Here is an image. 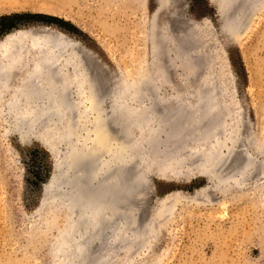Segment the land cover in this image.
<instances>
[{"label": "rangeland", "instance_id": "374dc122", "mask_svg": "<svg viewBox=\"0 0 264 264\" xmlns=\"http://www.w3.org/2000/svg\"><path fill=\"white\" fill-rule=\"evenodd\" d=\"M238 3L241 5L240 2L232 4L239 6ZM232 4L231 0H0V16L31 14L17 20V26L9 31H0V69L9 72L12 80L5 83L0 78V264H264V179L257 168L263 163V156L254 157L255 168L246 183L233 181L219 187L208 199L203 194L197 195L199 189L208 184L207 178L200 174L204 171L199 150L203 141L199 146L198 142H192L185 147L179 143L181 141H171L170 148L173 144L172 148L178 150L172 153L166 149V144L159 151L163 155L170 154L169 163L158 161V148L150 144L149 156L155 154L152 161L142 156L140 163L135 160L131 165L141 166L150 185L143 204L148 214L147 217L144 214L142 223L143 227H148L144 229L150 232L147 234L150 238L144 235L145 230L143 236L147 238L139 243L126 240L123 245L112 247L111 254L105 255L107 250L103 247L101 254L95 251L87 258L72 256L79 247L78 232L74 228L80 227L82 222L75 220L69 226L67 203L45 198L46 186L55 173L58 157L66 153V144L58 143L54 151H50L40 132H23L18 128V116L24 115L23 112L26 116L32 115V107L21 108L17 104L16 89L24 70L31 66L30 72L37 71V67H33L34 54L38 53L37 47L45 45L30 30H52L96 61L95 67L99 66V74L106 78L108 87L104 101H112L111 104L119 95L115 90L124 91L127 87L131 90L145 74L142 83L149 85L146 87L155 95L154 99L159 100V96L165 99L159 100L160 103L155 100L156 106L175 109L196 100L192 86L200 84L210 75L211 67L215 68L220 89L222 85L221 90L227 94L232 88L233 100L237 99L245 112V128L242 129L248 139H244L246 143L242 147L250 149L252 146L254 151L263 149L264 0L249 10L244 4L237 8L243 17L239 29L235 28V21L229 25L221 16V9L230 5L227 18L230 17L235 11L232 9H236ZM29 7L46 10H28ZM178 26L183 30L177 31ZM195 31H200L202 36ZM199 37L206 42L200 39L201 42ZM201 43L210 50L203 49ZM201 49L206 55L200 56ZM17 50L19 56L15 55ZM188 55L193 59L192 66L186 62ZM57 61L66 74L73 69L65 57ZM163 70H167L166 74ZM66 84H70L71 97L79 101L83 90H76V79L70 76ZM54 87L51 83L50 88ZM81 102L85 108L87 102L84 99ZM222 111L225 113L224 108ZM122 114L115 113L119 115L115 118L117 121L121 117L119 124L125 121L121 124L125 134L139 138L140 132L148 130L142 124L131 123L133 117L139 118V113L129 119L127 114ZM84 118L89 127L94 114H86ZM216 118L208 115L203 124ZM181 120L185 125L183 113L177 115L174 125L180 128L178 121ZM78 133L84 141L87 136L88 140L93 137L90 129ZM103 139L104 136L99 140L103 142ZM128 176L131 177V173Z\"/></svg>", "mask_w": 264, "mask_h": 264}, {"label": "bare ground", "instance_id": "6f19581e", "mask_svg": "<svg viewBox=\"0 0 264 264\" xmlns=\"http://www.w3.org/2000/svg\"><path fill=\"white\" fill-rule=\"evenodd\" d=\"M262 1L235 0V2H232L231 0V4L240 2L241 5L238 3L239 6L244 4L245 9L249 10V8L258 6ZM232 5L236 9H232L235 11L231 15L229 14L230 17L227 18L230 5L227 8L225 6L221 9V16H223L224 23L228 22L229 25L235 21V28L239 29L242 27L243 17L240 13L241 11L239 10L238 12L237 8L239 6L237 4ZM242 12L244 11L242 10ZM176 30L182 31L183 28L178 26ZM38 32L42 31H36V29L30 30L31 34L33 33L34 36L37 35L42 39V44L45 42L43 47H37L38 53L34 54L33 67L36 66L37 71L30 72L31 66L26 69L28 74L24 70L20 84L16 89V94L19 93V96L16 95L17 104L21 108L24 105H30L32 107V115L26 116L24 112V115L20 114L18 116V128L23 132L25 130L30 133L40 132L45 144H49L50 151L58 143L66 144V153L62 158L61 156L58 157L55 173L46 186L48 193L45 198L67 203L70 212L68 216L69 226L73 225L75 220H78L79 223L82 222L80 227L74 228V231L78 232L76 236L78 237L77 244H79V247L78 251H74L77 253L73 252L72 256L89 258L90 255H94L95 251L97 254H101L100 252L103 247L107 250V252L105 251V255L111 254L113 251L112 247L123 245L126 240L132 244L139 243L146 236H149L147 234L150 232L148 233L146 230L148 227H143L142 223L143 217L145 215L147 217L148 214L147 206L143 204L146 202L147 195L149 194L150 185L147 176L143 174L141 166L137 165L138 167H136L134 164L131 167V165L132 161L136 160L140 163V160H143V158L152 161L155 154L149 156L151 154V152H148L150 144L156 145L158 148V161L169 163L170 154L167 152V155H163L159 151L166 144V149L172 153L178 150L172 148L173 144L170 148L171 141L172 143L173 141H176V143L181 141L179 143H183V147L192 142H198L197 145L199 146L203 141L204 144L199 147V150L202 151L201 161H199L204 171L201 170L200 174L207 178L208 184L199 189L197 195L203 194L208 199L213 196L214 191L216 192L219 187L228 186L233 181L235 183V181L240 180V182L244 181L246 183L249 177L252 176L250 174L255 168L253 164L254 157L256 155L264 157V148L258 151H254V148H251L252 146L249 147L250 149L243 148L244 142L246 143L244 139L247 138L242 129V127L245 128V112H243L242 105L240 106L237 103V99L236 101L235 99L233 100L231 96L232 88L231 93L226 91L228 92L227 94L221 90L223 89L222 85L220 89L219 79L215 76V68L211 67L213 72L210 70V75L208 76L207 74L200 84L196 83L195 87L192 86L193 96L196 97V100L176 106L175 109L172 106L161 108L159 105L156 106L155 102L158 99H154L155 95L151 91H148V87H146L148 84L144 85L142 83L145 74L141 75L142 79H137L131 90L128 87L124 91L115 90L119 95L118 97L116 96L115 100L113 99L114 102L111 104L112 101L110 103L109 100L104 101V96H107L109 93L106 78L99 74V66L95 67V71L89 67L91 56L87 52L84 53L83 49L70 43L69 45L68 43L66 44V40L61 39L52 30L43 31L40 34ZM196 34L202 36L200 31H197ZM203 37H199V40L203 41ZM196 38H198L197 35ZM213 41H215L214 38ZM176 43L177 48L181 51V46H178V42ZM194 46L191 48L193 49ZM201 47L204 49L205 43H201ZM63 48H67L68 50L65 51ZM203 49H201L202 53L200 56L206 55ZM207 49L210 50L209 48ZM185 52L187 53V51ZM207 54L209 53L207 52ZM213 54L211 52V55ZM8 55L10 54L8 53ZM15 55H20L19 50H17ZM61 57H65L66 62L73 67L68 73L69 75L63 71L62 64L60 65L57 61ZM186 58L187 64L194 65L193 59L189 55ZM15 59L18 58L15 57ZM9 62L14 63L11 60ZM210 66L212 65L210 64ZM192 69H195V66ZM4 71V69H0V78H2L3 82L10 83L12 80L8 74L9 72L5 73ZM166 71H164L165 74ZM70 76L77 81L78 86L76 85V90H83L78 96L79 101L71 97L70 84H66V80ZM51 83L55 85L52 89L50 88ZM218 87L219 90L217 89ZM159 97L161 98L159 100H162V102L165 100L163 97ZM83 99L87 102L85 108L82 107L81 101ZM176 101H178V98ZM12 103L15 104L14 100H12ZM157 103H160V101ZM188 108L191 109L189 110ZM222 108H224L225 113H223ZM119 112L120 115L121 113L127 114L128 119L129 116L139 113V118L135 119L133 117L131 123L134 124L135 122L136 125L140 124V126L142 124L148 127V130L143 133L140 132L139 138L132 134H125L122 131L121 125L125 121L119 124L118 122L121 117L117 120L118 122L115 118L117 116L115 113L119 114ZM90 113L94 114V118L91 120L92 124L90 123L88 127L86 126L88 120L84 116ZM182 113L185 123L189 125L188 128H186V124L184 125V120L178 121L180 128L174 125L177 124L174 123L177 115ZM208 115H210V118L212 116L213 118H217L216 120L212 119L210 123L203 124V120ZM127 118L126 121L129 123ZM132 124L129 123V125ZM173 125L179 129L175 130ZM183 125L184 127H182ZM87 129H90L93 137L88 140L89 137L87 136L86 141H84L79 138L80 134L78 132L80 130L86 131ZM85 135L87 134L85 133ZM103 136L104 141L101 142L99 139H102ZM168 137L169 139H167ZM196 150L198 151V148ZM180 155H182V152ZM258 167L261 170L260 174L263 175L261 178L264 179V160ZM145 170L147 173V168ZM130 173L131 177L128 176ZM164 207L166 206L164 205ZM145 230L146 234H144ZM74 231L73 235L76 233ZM143 234L146 236L144 237ZM109 244L111 247H109ZM94 246L96 247L94 248ZM106 246H108V249ZM106 258L105 256V260ZM97 262L101 263L100 259Z\"/></svg>", "mask_w": 264, "mask_h": 264}, {"label": "trees", "instance_id": "16d2710c", "mask_svg": "<svg viewBox=\"0 0 264 264\" xmlns=\"http://www.w3.org/2000/svg\"><path fill=\"white\" fill-rule=\"evenodd\" d=\"M30 15L31 14L16 13V14L0 16V31H9L11 28L17 26L16 24L17 20H19L20 18L26 17V16H30ZM33 15H37V14H33Z\"/></svg>", "mask_w": 264, "mask_h": 264}, {"label": "snow or ice", "instance_id": "6c2138e0", "mask_svg": "<svg viewBox=\"0 0 264 264\" xmlns=\"http://www.w3.org/2000/svg\"><path fill=\"white\" fill-rule=\"evenodd\" d=\"M28 10H37V11H45L46 9L45 8H40V7H37L35 9H32L31 7L28 8ZM61 39H64L63 37H61ZM66 43H70V41H65ZM95 64H96V61L94 59H90L89 60V67L93 69V71H95Z\"/></svg>", "mask_w": 264, "mask_h": 264}]
</instances>
